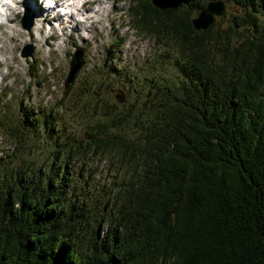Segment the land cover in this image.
Segmentation results:
<instances>
[{"label":"trees","instance_id":"trees-1","mask_svg":"<svg viewBox=\"0 0 264 264\" xmlns=\"http://www.w3.org/2000/svg\"><path fill=\"white\" fill-rule=\"evenodd\" d=\"M207 1L130 0L134 27L175 42L182 79L101 103L86 139L44 105L0 119V264H264V0H224L237 18L194 30ZM88 151L109 161L101 185L66 169Z\"/></svg>","mask_w":264,"mask_h":264},{"label":"rangeland","instance_id":"rangeland-1","mask_svg":"<svg viewBox=\"0 0 264 264\" xmlns=\"http://www.w3.org/2000/svg\"><path fill=\"white\" fill-rule=\"evenodd\" d=\"M101 1H105L104 4L108 8H111L114 2L117 5L120 4V7L114 9L113 16L110 10L99 9L102 13L99 20H94V25L88 24V29H85L88 37L81 34L82 27H79V37L84 38L86 45L75 32H72L70 42L64 44L61 39L54 41L58 47V56L49 50L48 45L44 46V53L39 54L40 49L33 45L38 44V39L31 34L29 35L32 44L19 41L22 35L13 28L9 36L6 33L0 35V77L7 73L0 80V119L2 122L9 125L18 122V119L27 111V108H23L19 112L21 106L25 105L34 110L43 105L49 106L63 115L61 121L65 123L68 132H72L70 134L86 139L84 134L87 132V125L101 120L97 118L100 113V104L110 103L118 90L124 95L122 105L126 107L132 102L135 92L138 91L137 88L140 87L142 92H148L152 91L150 89L152 84L160 85L167 82H178L182 79L175 67L178 52L175 42L169 38H162L160 34L157 39H153L154 35L152 37L145 32L136 31L133 23L129 22L133 19L131 17L132 4L129 0ZM21 7L20 4L19 8ZM95 7L96 5L91 6L92 9ZM222 10V15L216 19L215 26L225 25L228 20L237 18L238 12L234 5L225 3ZM20 15L21 13L15 16L14 22L17 28L22 29L19 24ZM40 24L41 26L43 24L41 20ZM111 24L116 29L111 27ZM32 27L33 25L30 29ZM37 31L39 35H42L43 27ZM63 36L64 33H61L57 37ZM47 41L49 42V39ZM25 44L30 45L31 51L28 56L24 57L20 51ZM77 47L82 48L83 63L72 81L64 86L63 79L68 69L70 55ZM212 56L216 62H219V56L214 51H212ZM163 71L168 72L162 73ZM13 146L14 144L7 138L4 124L0 123V157L4 156V153L9 154ZM32 147L35 149L36 166H40L42 170L49 168L48 152L51 148L48 147V140L44 139L42 142L40 137H36ZM59 163L61 159L56 158L53 166ZM108 163L104 155L90 152L84 158L74 161L70 159L66 164V169L68 172H78L82 175L76 181L80 182L81 186L85 179L88 183L98 186L111 175L112 169ZM105 207L106 205H103V209Z\"/></svg>","mask_w":264,"mask_h":264},{"label":"bare ground","instance_id":"bare-ground-1","mask_svg":"<svg viewBox=\"0 0 264 264\" xmlns=\"http://www.w3.org/2000/svg\"><path fill=\"white\" fill-rule=\"evenodd\" d=\"M75 1L76 0H69L68 6L71 8V12L66 16L65 24H64V26L61 27V30L58 32L57 30H55L50 25L51 23H53V21H51V19L55 18V17L60 19V18H62V15L60 16L59 14H56L55 17L52 16L51 15V12H52L51 8H49L47 5L41 4L38 0H11L10 6H6V8L10 9L14 14L9 19V22L11 24H10V26H8L5 33L9 36L10 31L13 28L14 31H16L17 33H21V35H22V39L19 41H24V42L32 44V41L30 40V35H29V34H31L35 38L38 39V44H33V45H35V47L37 49H40V51H38L39 54H41V53L43 54L44 53L43 52L44 46L48 45L49 50L55 56H58L59 55V51L57 49L58 47L56 46L54 41L61 39L64 44L66 42H70L71 37H72V32H75L77 37L79 39L82 38L81 40H83L84 39L83 37H81V38L79 37V30H80L79 27L80 26L82 27L81 34L88 37L87 31H86L88 29L87 26H88V24L94 25V20H96V21L99 20V16L102 14L99 9L102 10L104 8L106 11L110 10L111 16H113L114 9H117L120 7V4L117 5L116 2H114L113 6L111 8H108V6L104 4L105 1H101V0H82L80 4H75ZM92 1H98V4H97L98 8H96V9L91 8ZM165 1H172V0H165ZM20 4L23 6V8H19ZM89 5H90V8H89ZM25 8H28V9L34 11V15H35L34 20H33V27H32V29L27 30V31H24L20 28H17L16 24L14 22L15 16L19 12L23 11ZM105 15H106V12H105ZM199 17H201V16H199ZM40 20L43 22L42 26L40 24ZM48 20H49V22H46ZM45 24H48L49 32H47L45 34V32L43 30L42 35H39L37 30L40 29V27H44ZM68 25H71V32L69 34L66 31V27ZM111 27H114V26L111 24ZM110 31L112 32L111 29H110ZM61 33H64V36L61 38H58L57 36H59ZM48 39H49V42L47 41ZM8 40H9V42H11L9 38H8ZM83 42L86 45L87 42L84 40H83ZM6 75H7V73L3 74L2 77L6 76Z\"/></svg>","mask_w":264,"mask_h":264},{"label":"water","instance_id":"water-1","mask_svg":"<svg viewBox=\"0 0 264 264\" xmlns=\"http://www.w3.org/2000/svg\"><path fill=\"white\" fill-rule=\"evenodd\" d=\"M189 1L190 0H172V1L151 0L152 4L160 8H164V7L176 8L182 3L186 5ZM224 4H225L224 0L207 1L204 7L190 18V23H191L192 28L194 30H205L206 28H208L215 21V19H217L218 17L222 15V12H223L222 7ZM20 25L22 28L28 30L30 26L32 25L31 16L29 14L27 15L25 14L20 20ZM30 49H31L30 45L26 44L23 46V49H21L20 54L22 56H28L31 51ZM81 64H82L81 50L78 49L77 51H74L71 55L67 75L63 82L64 86H66L72 80L74 74L78 71ZM114 99L118 103H122L124 100V95L122 91L118 90L114 94Z\"/></svg>","mask_w":264,"mask_h":264}]
</instances>
